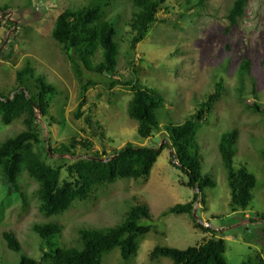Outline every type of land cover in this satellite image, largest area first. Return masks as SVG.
Segmentation results:
<instances>
[{"label":"rangeland","instance_id":"374dc122","mask_svg":"<svg viewBox=\"0 0 264 264\" xmlns=\"http://www.w3.org/2000/svg\"><path fill=\"white\" fill-rule=\"evenodd\" d=\"M193 5L195 0H187ZM234 0H207L199 7L187 11L191 5L183 0H168L160 10L159 19L152 24L147 36L136 46L131 44L129 28L121 40V63L115 79L134 77L140 88L156 89L163 97L164 106L156 111L159 128L150 138H143L137 122L128 115V102L132 90L116 85L110 88V76L84 70V80L97 83L89 89L88 102L77 116L80 102V84L73 64L60 45L51 36L55 18L67 7L88 5L103 6L106 19L124 24L130 16L128 0H119L106 7L108 0H0V88L9 92L16 86L17 72L30 65L34 78L28 75L25 86L33 88L38 77L55 85L51 97L50 115L40 119L41 138L53 147L72 137L91 139L98 150V134L105 132L108 154L126 142L159 148L168 141L166 126L183 123L199 108L208 95L223 81L226 93L207 113V121L197 127V143L202 158L203 173H209L215 185L208 187L206 206L196 204L195 220L209 228V232L194 227L188 214L162 213L177 203L193 198L195 190L184 185L189 178L171 164V148H165L149 177L119 178L113 184L97 190L94 188L85 200H78L64 213L50 219L64 227L54 238L57 247H73L80 243L79 229L104 228L122 222L136 203L149 205L152 217L141 220L151 231L139 238L137 255L126 262L119 248L106 253L102 264H173L168 257L151 260L150 253L156 245L186 249L208 240L212 235L226 242L225 256L229 264H242L264 259V114L254 113L237 97L238 67L242 60L253 59L257 93L248 94V103L255 100L264 105V0H248L246 11L238 24L227 29L226 14ZM127 17V18H126ZM165 20V21H162ZM12 23V25H11ZM261 62L263 67H259ZM137 72L131 74V65ZM247 86L253 83L245 76ZM242 102V103H241ZM95 104V106L93 105ZM91 118L92 124L88 119ZM97 122L100 124L98 125ZM239 128L240 137L234 157L235 167L245 166L257 183L252 200L246 210L234 212L230 206L231 191L227 170L219 151L221 136L226 131ZM26 126L22 118L5 124L0 116V143L15 137ZM54 164L72 163L75 159L47 158ZM23 185L30 182L26 173L21 175ZM30 193V210L21 214L20 196L0 178V261L15 264L20 255L9 250L2 234L14 230L30 256L40 260L44 241L32 230V223L44 217L38 211L37 200L32 196L35 183L25 184Z\"/></svg>","mask_w":264,"mask_h":264},{"label":"trees","instance_id":"16d2710c","mask_svg":"<svg viewBox=\"0 0 264 264\" xmlns=\"http://www.w3.org/2000/svg\"><path fill=\"white\" fill-rule=\"evenodd\" d=\"M108 0L106 7L112 2ZM184 4L189 1L183 0ZM168 0H128L130 16L124 24L106 19L103 6L88 5L82 7H67L54 20L51 36L60 45L62 52L73 64L75 76L80 84V102L77 116L81 117V108L87 104V93L97 83L84 80V70L110 76V88L120 85L133 91L128 102V115L137 122V130L141 137L150 138L153 131L159 128L156 111L164 106L162 95L152 88H140L137 80L115 79L114 74L121 63V49L125 30L129 28L132 34L131 44L136 46L149 33L152 24L159 19V13ZM207 0H195L187 11H191ZM248 0H234L226 14L227 29L238 24L246 11ZM7 13V7H0ZM160 20V19H159ZM165 21V20H162ZM12 25V23H11ZM131 74L138 70L132 63ZM253 59L241 61L238 72L239 85L237 97L245 102V108L254 113L264 114V105L256 100L248 103L250 93L256 95L257 86L253 68ZM259 67H263L261 62ZM257 68V67H256ZM34 78L31 66L24 65L17 72L16 86L9 92L0 88V116L5 124H11L22 118L26 129L15 137L5 139L0 143V178L11 186L20 196L21 214L30 210L31 200L27 183H35L36 189L32 196L37 200L38 211L44 220L32 223V230L44 241L40 260H36L25 251L17 232L5 230L2 237L9 250L20 255L15 264H102L106 253L119 248L121 257L128 262L137 255L139 238L151 231L149 225H143L141 220L151 218V210L146 203H136L130 208L126 218L113 226L97 228L85 227L78 230L80 243L78 246L57 247L53 240L61 235L64 227L61 223L50 218L67 211L75 201L89 198L92 190L105 188L119 178L149 177L161 152L171 148V164L177 167L189 178L184 185L195 190L193 198L185 203H177L162 215L170 213L188 214L194 222V227L209 232L203 224L195 220L196 204L206 206L208 187L215 185V180L209 173H203L202 158L199 155L197 143V127L207 121V113L221 100L226 93L223 81L199 104V108L183 123L166 126L168 141L159 148L126 142L120 148L108 154L106 143L110 141L104 130L98 134L101 146L98 150L91 139L72 137L67 142H61L53 147L41 138L40 119L54 118L50 115L51 97L56 94L55 85L48 83L44 77H38L33 88L26 87L25 78ZM251 76L253 83L248 87L245 76ZM248 90V96H247ZM95 106V104H93ZM92 124L91 118L88 119ZM99 125L100 123L96 121ZM240 137L239 128L235 127L222 134L219 151L227 170L231 191L230 206L234 212L246 210L250 205L256 186L255 177L245 166L235 167L234 157ZM73 158L72 163L54 165L47 158ZM26 173L32 180L23 185L21 175ZM264 219V215H260ZM226 242L222 237L212 235L208 240L180 249L168 245H156L150 253L151 260L168 257L173 264H229L225 256ZM0 264H6L0 261ZM242 264H264V259L257 255Z\"/></svg>","mask_w":264,"mask_h":264}]
</instances>
